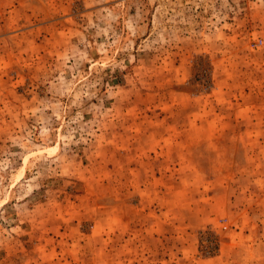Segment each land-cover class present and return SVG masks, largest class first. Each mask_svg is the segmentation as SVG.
Instances as JSON below:
<instances>
[{
    "label": "rangeland",
    "instance_id": "374dc122",
    "mask_svg": "<svg viewBox=\"0 0 264 264\" xmlns=\"http://www.w3.org/2000/svg\"><path fill=\"white\" fill-rule=\"evenodd\" d=\"M0 264H264V0H0Z\"/></svg>",
    "mask_w": 264,
    "mask_h": 264
}]
</instances>
